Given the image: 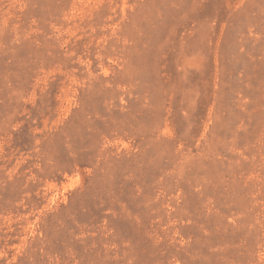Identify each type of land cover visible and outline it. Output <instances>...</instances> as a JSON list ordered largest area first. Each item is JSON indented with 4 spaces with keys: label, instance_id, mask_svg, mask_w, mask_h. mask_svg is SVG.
<instances>
[{
    "label": "rangeland",
    "instance_id": "obj_1",
    "mask_svg": "<svg viewBox=\"0 0 264 264\" xmlns=\"http://www.w3.org/2000/svg\"><path fill=\"white\" fill-rule=\"evenodd\" d=\"M0 264H264V0H0Z\"/></svg>",
    "mask_w": 264,
    "mask_h": 264
}]
</instances>
